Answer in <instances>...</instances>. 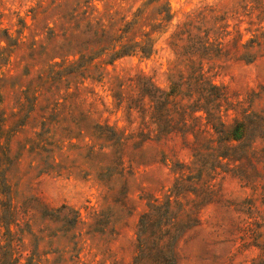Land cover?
I'll list each match as a JSON object with an SVG mask.
<instances>
[{
	"label": "rangeland",
	"instance_id": "374dc122",
	"mask_svg": "<svg viewBox=\"0 0 264 264\" xmlns=\"http://www.w3.org/2000/svg\"><path fill=\"white\" fill-rule=\"evenodd\" d=\"M0 264H264V0H0Z\"/></svg>",
	"mask_w": 264,
	"mask_h": 264
}]
</instances>
